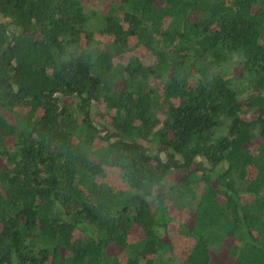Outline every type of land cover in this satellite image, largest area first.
I'll list each match as a JSON object with an SVG mask.
<instances>
[{"label":"trees","instance_id":"obj_1","mask_svg":"<svg viewBox=\"0 0 264 264\" xmlns=\"http://www.w3.org/2000/svg\"><path fill=\"white\" fill-rule=\"evenodd\" d=\"M88 1L0 0V264H264V0Z\"/></svg>","mask_w":264,"mask_h":264},{"label":"rangeland","instance_id":"obj_2","mask_svg":"<svg viewBox=\"0 0 264 264\" xmlns=\"http://www.w3.org/2000/svg\"><path fill=\"white\" fill-rule=\"evenodd\" d=\"M111 2H119V0H89L88 6L94 7L95 9L97 8H103L104 6H106L107 4L111 3ZM234 74H239V70H235ZM102 110L105 111L103 106L101 105H95L92 109V117H100V115H97V111ZM244 117L250 119V115L249 113L245 114ZM99 122L103 123L104 122V118L100 117ZM174 223L171 225V231L175 232L179 223H181L182 221H184V219H186L184 214L181 213H175L174 214ZM232 243V240H229L227 245H230ZM176 245V243H175ZM176 248V247H175ZM114 251H117L116 249L110 247L108 248V252L109 253H113ZM121 257L124 258V253L121 254ZM211 264H231L228 259H227V250L224 249L223 251H220L218 253H214L211 256Z\"/></svg>","mask_w":264,"mask_h":264}]
</instances>
